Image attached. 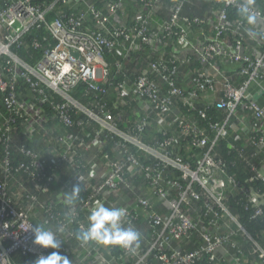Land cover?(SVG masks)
<instances>
[{
	"label": "built area",
	"instance_id": "built-area-1",
	"mask_svg": "<svg viewBox=\"0 0 264 264\" xmlns=\"http://www.w3.org/2000/svg\"><path fill=\"white\" fill-rule=\"evenodd\" d=\"M170 1L165 18L160 0H0V264H12L15 252L37 259L54 251L33 243L32 219L42 210L53 230L62 228V245L76 242L59 249L74 256L71 264H148L150 256L161 264H197L202 256L210 264H264V230H256L259 239L227 203L239 193L249 220L264 217V158L249 164L262 183L256 187L229 175L217 156L219 142L239 126L230 151L250 145L264 152V107L256 100L264 97V35H252L240 16L229 19L227 8L238 12L243 0H214L224 7L206 21L181 14L186 0ZM129 3L136 7L130 22ZM253 8L264 26V0ZM32 30L45 35L27 41ZM20 49L31 51L30 61ZM176 49L187 54L180 63ZM225 64L246 79L234 85ZM210 105L224 115L209 116ZM123 107L131 119L121 126L113 111ZM233 117L239 123L232 126ZM19 121L34 147L13 139ZM149 130L161 141H143ZM173 131L188 137L181 146L191 147L184 151L192 162L172 155ZM77 184L79 199L67 205ZM98 202L127 209L125 224L142 234L144 251L75 239Z\"/></svg>",
	"mask_w": 264,
	"mask_h": 264
},
{
	"label": "trees",
	"instance_id": "trees-1",
	"mask_svg": "<svg viewBox=\"0 0 264 264\" xmlns=\"http://www.w3.org/2000/svg\"><path fill=\"white\" fill-rule=\"evenodd\" d=\"M160 2H161L162 7L165 8L164 17L166 18L168 16V14L170 13V10H171V5H172L171 1L170 0H160ZM217 7L223 8L224 5L222 3L217 4V2H215L214 0H186L183 4L181 14L183 16L189 18V19L197 18V19L206 21L207 19L213 18L214 10ZM227 10H228V15H229L230 20L233 21L234 18L239 16L238 12L232 8H227ZM44 35L45 34L42 31H37V33H35L34 30H32L31 34H29L26 37V40L30 41L33 37L41 38ZM172 51L176 52L175 61L177 63H180L185 58V55H187V54H183L181 52L178 53V49L172 50ZM30 52H31L30 50H28V52L24 49L19 50L20 56L23 59L28 60V61L31 60L30 55H29ZM35 53H36L37 57L40 56L39 52H35ZM225 66H226L227 73L231 74V77H228V78L233 82L234 85L237 86L246 79L245 76H241L237 73L235 74V72H233V67L231 65L225 64ZM189 67H194V66L191 65ZM153 78H155V77H153ZM175 104L178 107H182L181 101L175 100ZM0 109L3 110L2 94L1 93H0ZM206 111L209 114V116L214 115L215 117H218V116L224 115V113L220 110H217L214 105H210L206 109ZM113 114H114V119L121 126H124V124L128 120L131 119V112L127 107H123L122 109H120L118 111L116 108H114ZM190 115H191L190 113L185 112L183 117L187 118ZM192 116L195 119V122L197 123V125L199 127L202 125H205V121L198 118V116L196 114L194 115V113H192ZM243 117H244V119H246L248 121V125L250 126L249 117L244 116V115H243ZM231 123L233 126L235 124H238L239 120H237L236 117H233V118H231ZM231 132H232V134L229 137L222 139L219 142V146L217 147V156H219L223 160V162L225 163V165L227 167L228 174L233 176L235 179L239 180L242 184H244L246 186L252 185V186H256V187H262V183L258 179H256L255 175L253 174L252 171H250V168H249V164L259 165V164L263 163L264 152H263L262 148L259 149V148H255V147H252L249 145V146H246L243 148L242 153L238 150L231 152L229 149V145L234 142V136L235 135L241 134L240 133V126L238 128H235V130L232 129ZM173 134L177 135L179 138H178V141L174 145L169 147V150H171L172 155L183 154L185 156L186 160H188V162H192L191 161L192 159L187 157L188 151L189 150L192 151L191 147L189 145L181 146V144L183 143L184 140L187 141L188 137L185 135H180L177 131H173ZM36 135H38V133H36ZM241 136H242V134H241ZM13 139L18 144L25 143L29 147L30 146L34 147V145H32V143H30V145H28L30 141H29L28 137L24 134L23 126L21 125L20 121H19L18 130L16 132H14V134H13ZM141 139L143 141L149 143V144H154L155 142L161 141L162 136L155 134L154 131L149 130V131L143 132ZM187 148L189 150L185 152L184 150ZM240 154H241V156H240ZM20 160H23V159H19L17 161H20ZM62 168H64V167H62ZM165 170H166V172L170 173L171 176L173 175L174 178L176 176L177 177L179 176V172L171 166L166 167ZM2 179H3V174H2V171L0 169V180H2ZM19 180L28 183V185L31 186V191L36 192V187H34V185L32 183L29 184V181L25 177V175L21 174L19 177ZM17 190H18V186H17L16 181L11 180L9 182V195H11V197H14ZM20 198H21V201H23V202L25 201V199H27L23 195ZM42 199H43V195H42ZM238 200H240V194L239 193H237L234 196H231V198L228 199L227 203H228L231 211L235 212L239 216V218L244 223V225L246 226L248 231L253 232L258 238L262 237V234H260L259 231L257 232L256 230L257 229L258 230L259 229L264 230V217L258 218L257 222L249 220V214H250L251 210L244 211L241 207V203ZM44 201H45L44 204H48V198L47 197H45ZM66 210H65V207L60 208L61 214H64ZM41 212H42L41 219H37V217H33V219H32L33 223L35 225L36 224H46L48 227L53 228V224H47L49 221L45 222L46 217L43 219V216L45 215V211L42 210ZM139 225L144 226L141 224H139ZM195 237L197 240H199L197 235H195ZM259 239H261V238H259ZM260 241L264 242L263 239H261ZM75 244H76L75 241H72L69 243H64L61 246V251L67 252L68 250L73 249ZM194 248H195V244L193 242L187 243V245H186L187 251L193 250ZM113 250L116 251V249H113ZM140 250H141V252L145 250V245L143 242L140 245ZM69 255L70 256H67V257L70 259V261H73L74 256L71 253ZM244 257L246 259L249 258V254L247 252H245ZM11 260H12V264H34V261L36 260V258L34 256H24V255H21L19 252H17V253L15 252L12 254ZM147 263L148 264H161L160 261H158V260L156 261V258L151 257V256L148 258ZM197 264H210V263L207 262V258L205 256H202L198 260Z\"/></svg>",
	"mask_w": 264,
	"mask_h": 264
},
{
	"label": "clouds",
	"instance_id": "clouds-1",
	"mask_svg": "<svg viewBox=\"0 0 264 264\" xmlns=\"http://www.w3.org/2000/svg\"><path fill=\"white\" fill-rule=\"evenodd\" d=\"M238 14L251 26L252 35H264V26L259 24L253 0H243L238 6ZM80 191L81 186L74 185L71 192L66 195L65 203L74 206L79 199ZM127 214L124 207H110L98 202L90 209L86 224L74 233L75 239L81 245L92 242L134 251L141 245L142 234L135 227L125 224ZM31 231L35 245L54 250L46 256L40 255L34 264H71L70 259L59 251L63 243L59 238L61 227L53 230L46 224H36L31 227Z\"/></svg>",
	"mask_w": 264,
	"mask_h": 264
},
{
	"label": "crops",
	"instance_id": "crops-1",
	"mask_svg": "<svg viewBox=\"0 0 264 264\" xmlns=\"http://www.w3.org/2000/svg\"><path fill=\"white\" fill-rule=\"evenodd\" d=\"M101 5V2L99 3V6ZM127 10L126 12H128V21L130 22V20L132 19L133 13H134V8H136L133 3H129L127 6ZM161 11H165V8L162 7ZM167 12V11H166ZM256 100L258 102V104L262 107H264V97H262V95L257 96ZM53 188L57 189L58 191H61L62 189V184L60 182H57L56 184H53ZM63 193L65 194L66 192H64L65 190H62ZM55 192V191H54ZM52 193V192H51ZM47 197H49V194L47 195Z\"/></svg>",
	"mask_w": 264,
	"mask_h": 264
},
{
	"label": "water",
	"instance_id": "water-1",
	"mask_svg": "<svg viewBox=\"0 0 264 264\" xmlns=\"http://www.w3.org/2000/svg\"><path fill=\"white\" fill-rule=\"evenodd\" d=\"M74 55H76V53H73ZM0 249L1 250H3L4 249V247H3V245H2V243L0 242Z\"/></svg>",
	"mask_w": 264,
	"mask_h": 264
}]
</instances>
